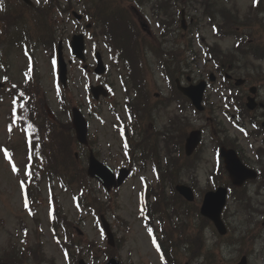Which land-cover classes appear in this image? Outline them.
Listing matches in <instances>:
<instances>
[{
    "label": "rangeland",
    "instance_id": "374dc122",
    "mask_svg": "<svg viewBox=\"0 0 264 264\" xmlns=\"http://www.w3.org/2000/svg\"><path fill=\"white\" fill-rule=\"evenodd\" d=\"M13 1L14 0H6L7 4L10 5L13 4ZM33 1L36 5H42L40 4V0L39 2H37V0ZM60 1L63 4L67 3V0ZM254 1L255 0H233L231 4L233 5L234 3L237 5L241 12L240 19L243 20L244 15L250 12V6ZM2 5L3 4L0 3V8ZM232 5H225L223 7L226 16L230 17L229 26H231L234 21H238V15L233 12ZM6 7L8 6L6 5ZM83 7V0H77L75 10L81 12ZM198 7L197 3L190 5L186 13L188 23L192 15L200 16V11L197 13ZM256 14L251 18H254V27H247L246 31L255 35L254 37H256L257 40L256 45L263 44L264 46V14ZM51 22L56 25L55 29L57 31V36L63 38L64 42L65 57L69 69L68 88L66 92L73 106L80 107L88 119L90 127L89 136L93 141L92 150L99 160L108 164L115 171L121 167H128L129 165L126 161V157L121 149L123 143L116 127L118 121L113 113V106L117 103V105H115L117 107L116 112L125 115L123 107L125 93L119 81V69L110 61V55L106 52L103 42L99 40L98 47L103 49L104 61L107 66H110L108 75H104L102 79L103 81H109L111 83L114 95L108 99H101L98 103L94 104L89 89L91 85L96 84L95 75L85 70V64L71 55L69 45L70 39L74 34L84 32L86 23L84 22L81 24L73 17L71 20L69 14H63V12L62 14L53 15ZM156 26L154 25L151 27V32L157 37H161ZM190 26L191 25L188 26L187 31L183 29L177 30V36L170 34L164 38L162 37V40L168 43L167 46L179 44V42L181 45L185 46L192 41V51H188V53L184 55V59L187 61L186 64L189 67L186 71H189V75L193 77L194 81L199 82L202 79H207L209 74L215 72V70L211 64L206 63L203 49L198 45L196 40L194 41V39H197L196 36L200 35L211 45L219 44L223 49H231L234 45V41L232 38L222 40L216 37L213 34L212 28L208 27L204 20H201L195 27L191 28ZM93 30L96 29L93 28ZM95 46L93 41L87 39V65H95V60L91 55ZM0 51L6 52L3 56H1L0 53V81L4 84L8 83V86L21 84L27 77L24 71L26 65L29 69L23 53L19 49L15 50V47L10 48L9 45H1ZM30 55H32L34 60L32 73L41 84L43 94L52 112L55 114L56 118L65 121L71 120L72 115L71 111H69V107L61 106L59 101L61 91L57 86L58 70L56 69V65L53 64L51 55L42 49L31 52ZM151 61L154 70V76L149 81L151 94L153 96L155 93L161 92L165 97H168L171 92L168 86L169 84L163 72L159 70L156 60L154 59ZM246 63H250L251 71L255 75H258L256 71L260 70L264 76V61H260L253 57L244 59V61L239 64L243 73L247 71L244 66ZM217 77V82L206 91L205 98L208 100V105L211 106L216 113L214 117H217V121L226 127L230 137L238 141V146L244 151L245 157L254 165L256 164L255 150L260 146L261 139L256 140L253 137L247 138L244 133L235 128L228 117H226L224 114L226 107L224 108L222 95L219 92L222 79L218 74ZM182 80L187 84L185 78ZM6 93L7 92H4L5 95L0 98V252L2 253L4 249L10 250L9 247L12 244V240L15 241L20 239L22 235L20 232H22V229L24 231L29 228L31 229L30 232L32 235H34L35 230L38 228V230L43 232V236L39 235V240L36 239V242L40 243V245L36 246V250L39 249V246L44 247V249L40 250L41 253L46 252L45 256L55 258L58 264H64L63 249L61 246L58 248L55 244L48 224L49 206L47 198L50 196L48 182L44 181L41 186L39 197H42V205L36 217H31V213L28 210H24L23 190L20 184V175L23 174L22 172L26 163V152L23 142L24 134L21 132L20 128H16V130L11 132L7 127V115L11 107L12 99ZM259 101L264 104V86L261 87L258 94V102ZM165 107L166 108L163 107V109L161 108L158 110L155 117L156 125L160 129H163L168 121L176 117L177 114L184 116L188 113L193 119L195 126L206 123V116L208 113L198 116L192 113L191 110H188L183 115L179 112L177 105H168ZM256 114L259 120L263 122L264 107L258 109ZM177 121L179 122L178 118ZM245 126L247 129H252V125L249 122H247ZM168 131H170V128ZM209 133L210 132L205 131L203 136V144L201 146L203 160L198 169L199 187L202 190L207 188L208 177L217 165V153ZM11 147L15 148V152L12 153L13 162L10 157H8V154L5 155V153H7L6 149L9 151ZM82 150L84 149L80 148L78 152L84 154L86 150ZM87 152L89 153L88 150ZM83 159L86 164L84 156ZM13 165H15L16 169L19 168L20 174L17 171H13ZM136 168V176L126 181L121 188L112 192L113 204L116 201L118 203L117 213L122 219L128 222L131 227V231L126 236L125 247L118 252V257L124 264H162L159 254L152 246L150 234L144 227L143 221L138 216L140 194L144 187L142 179L146 177L149 182H153L152 185H155L154 174L151 166H148L145 170H142L139 165H137ZM184 180L187 181L186 179ZM258 185L259 183H250L248 190L251 191L255 204L264 209V190H260L257 194ZM97 190L100 197H105L106 191L102 187H99ZM54 194L55 197L59 198L65 215L74 222L80 221V213L75 207L71 193L63 192L57 185L55 186ZM229 207L230 212L228 213V221L232 225V229H235L234 232L232 231L231 237L235 240H240L239 238L249 235V230L255 227L256 231L254 235H256V239L249 251V264H264V216L254 213V222L259 223L262 221V224H259L258 228H256L253 219L251 226L247 225V218L242 214H238L232 201ZM18 217L22 219V223H26L28 226L20 224ZM83 217L84 220L80 222L79 229L86 234L87 239L103 247L107 245V239L103 231L97 225L95 218L87 214V212L83 214ZM109 218L111 222H113L112 213ZM248 220L250 221V219ZM115 232H117L119 236L121 235L120 224H118V227L115 226ZM36 236L35 234V238ZM208 240L209 244H212L213 241L216 242L210 233L208 234ZM31 242L33 243L34 239ZM21 248L22 247H20L18 251H20ZM242 248L241 243H236L231 246L225 245L220 250L214 248L213 252L217 256L220 255L222 257L223 264H237L242 258L240 252ZM84 253L86 254V250ZM85 259L87 263H91L89 256H86Z\"/></svg>",
    "mask_w": 264,
    "mask_h": 264
},
{
    "label": "trees",
    "instance_id": "16d2710c",
    "mask_svg": "<svg viewBox=\"0 0 264 264\" xmlns=\"http://www.w3.org/2000/svg\"><path fill=\"white\" fill-rule=\"evenodd\" d=\"M208 1L211 4L216 3L214 0ZM211 4L209 7H212ZM41 7L38 11L26 8L27 11L31 10V12L34 13L33 17L32 15L30 16L32 17L31 19H27L25 12L21 10V12L17 11L16 13L9 12L11 17L7 19L0 17V39L8 41V39L15 38L14 33L17 31L16 29L13 31V27L18 28L19 23L24 22V38L16 41L17 44L22 41L27 48H32L33 44L36 46L41 44L44 49L52 52L57 45V39L54 35L55 24L51 22L50 17L54 12L59 11L60 2L58 0H48L46 3L42 4ZM92 10H94L101 19V34L111 41V49L117 50L122 54L119 57L125 62L126 67L129 69L128 79L124 80V86L127 92L130 91L128 86L130 83L127 82L129 81L132 83L134 90L140 95L138 102L129 100L128 105L132 106L136 111L141 109L146 111L147 107L150 105V94L144 83L148 67L144 62L141 51V44L142 41L145 40V36L142 34L137 23L131 18L129 11L120 1L98 0L95 2ZM3 21L9 24H3ZM12 43L13 42L10 44ZM36 46L35 48H37ZM208 54L217 66L224 63L220 57L226 58L222 53L215 50H211ZM169 56L174 58V63L175 60H178L176 65L180 70V57H175L172 52ZM166 63L169 65L172 64L171 61H167ZM27 76L29 77L27 81L9 88L13 103L8 113V127L12 131L15 128H20L24 134L23 142L28 160V169L21 178V181L25 186V195L28 197V204L30 205L35 202V197H38L40 185L44 179L48 180L52 193L55 181H58L61 189L72 192L73 197H79V200L81 197H86L88 201L92 200V197H96L94 185L86 175V167L83 164V159L76 160L75 158V152L80 146L76 140L71 121L61 119L51 120L48 117L45 112L44 105L46 103V98L43 94L42 86L38 79L29 72ZM171 82L173 83V78H171ZM174 93L177 97L184 99L175 88ZM61 100L63 106L67 107L68 103L64 101V98H61ZM244 112L247 111L244 110ZM173 126L172 128L176 129V124H173ZM220 128L219 131L222 129ZM187 129L188 126L184 127L176 137L173 135H159L161 137V142H163L161 146H164L162 149L167 148L164 166H162L159 157L161 150L158 142H156V149L153 148L154 143L151 145L153 153H156L157 157L156 170L161 172V176L156 189H152L147 197H158L159 206L157 209L156 204L154 207H151L152 209H150L149 212L147 211L146 216L151 218L150 222L153 223L156 216L159 215V228H156V232L153 230L154 238L156 240L157 234H159L156 241L157 246L163 255L167 254L168 256V247H165L167 244L171 246L172 235H176L177 238L176 236H174V238L177 240L182 239L187 242L190 256L194 257L202 254L205 249L203 229L209 225L204 219L198 225V223L195 222L199 212L198 207H188L173 189V185L178 183L177 181L182 175L181 173L180 176L177 175L181 168L178 159L175 162L176 165L171 168L174 164V159L170 155L169 140L170 138H174V145L176 147H181L188 136ZM147 131H149L148 127ZM223 132H225V130L220 131V139L222 138ZM147 135L151 139L154 133L149 131ZM212 138L220 143V139L216 138L214 132H212ZM160 163L161 165H159ZM183 170L189 171L190 169L189 167L183 166L182 171ZM219 173L221 179L223 177L221 168ZM167 185L172 187L170 192L166 190ZM166 199L168 204L172 207L177 209V207L180 206L181 209L185 210L187 221L184 224L181 216V218H178V216L174 217L172 215L169 205L166 203ZM195 223L198 227H195ZM51 225L55 230H59V227L66 230L71 227L67 218L62 216L58 206H55L54 222H52ZM170 254V260L172 258L173 261L175 260L174 263L178 264L179 257L177 258V256L180 254V251H178L176 257L172 249L170 250ZM28 255L29 254L23 253L20 256L16 248L12 247L10 255L0 254V261H24L23 259H26V257L28 258ZM167 264H171L170 261L168 262L167 260Z\"/></svg>",
    "mask_w": 264,
    "mask_h": 264
},
{
    "label": "water",
    "instance_id": "95a60500",
    "mask_svg": "<svg viewBox=\"0 0 264 264\" xmlns=\"http://www.w3.org/2000/svg\"><path fill=\"white\" fill-rule=\"evenodd\" d=\"M72 48H73V54H75L78 58L84 59V54H83L84 37L83 35L75 36L73 38ZM99 59H100V56H99ZM59 65H60V79L65 84L67 70H66V64L64 63V60H63L62 44H60V48H59ZM104 71H105V68L101 62L98 68L96 69V73L102 74ZM178 87L185 95H187L188 97L192 99L193 104L199 110H202L201 101H202L203 93L205 90L204 83H201L200 85L196 87L183 88L180 85ZM92 92L95 95V97L98 98L99 89L92 88ZM104 94L106 95V93ZM248 107L249 109H254L255 104H254L253 99H250V103L248 104ZM49 115L50 117H52V114L50 112H49ZM73 126L76 130L78 141L81 144L86 145L88 124L83 114L76 108L73 110ZM200 139H201L200 132L191 133L190 137L187 140V144H186V150L188 154H191L194 151V149L199 144ZM221 154H222V157L224 158L225 166H226L227 171L230 174L232 183L235 186L241 187L247 180L257 178V174L254 171L249 170L242 164V162L240 161L235 151L226 150L223 148L221 151ZM89 164H90L89 169H88L89 176L92 178L98 179L108 190H110L113 186L116 187L120 185L128 175L127 171H122L121 177H119L118 183H116V179H115L113 172L107 166L100 164L95 159L93 154H91ZM176 190L182 196L187 198L189 201H194L193 191L189 187L177 186ZM226 197H227V189L225 188H220L216 192H209L206 194L202 208H201V214L204 217L212 220L221 234H225L226 232L223 222L221 221V212L225 205ZM105 230L110 240H112L110 229L108 228L106 224H105ZM108 264H121V263L116 261L115 259H112L108 262ZM241 264H246L245 258L243 259Z\"/></svg>",
    "mask_w": 264,
    "mask_h": 264
},
{
    "label": "snow or ice",
    "instance_id": "6c2138e0",
    "mask_svg": "<svg viewBox=\"0 0 264 264\" xmlns=\"http://www.w3.org/2000/svg\"><path fill=\"white\" fill-rule=\"evenodd\" d=\"M37 2H39V0H37ZM45 2H47V0H45ZM53 64H55V61H53ZM5 155H7V153H5ZM13 171H17L15 165H13ZM27 206V205H26ZM149 233H151V229H149ZM159 250V249H158Z\"/></svg>",
    "mask_w": 264,
    "mask_h": 264
}]
</instances>
